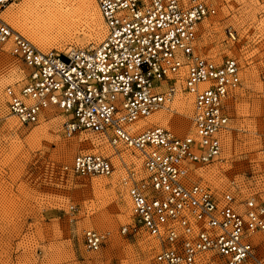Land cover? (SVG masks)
Here are the masks:
<instances>
[{
	"label": "built area",
	"instance_id": "obj_1",
	"mask_svg": "<svg viewBox=\"0 0 264 264\" xmlns=\"http://www.w3.org/2000/svg\"><path fill=\"white\" fill-rule=\"evenodd\" d=\"M95 1L105 33L91 48L43 51L0 21V49L27 69L22 85L4 89L9 110L21 124L32 125L55 109L67 117V138L89 132L111 147L139 151L141 176L122 163L120 183L133 222L120 231L141 229L157 241L152 264H201L207 253L222 264L255 262L252 240L264 234V195L217 194L192 179V165L221 161L227 103L240 83L234 58L215 61L195 48L198 25L215 7L208 0ZM179 87L193 97V135L159 126L130 133L131 123L164 108ZM68 167L85 177L115 171L108 156L92 152L77 153ZM105 240L96 229L83 231L87 251H99Z\"/></svg>",
	"mask_w": 264,
	"mask_h": 264
},
{
	"label": "rangeland",
	"instance_id": "obj_2",
	"mask_svg": "<svg viewBox=\"0 0 264 264\" xmlns=\"http://www.w3.org/2000/svg\"><path fill=\"white\" fill-rule=\"evenodd\" d=\"M44 1H4L0 21L28 39L12 16L20 23L29 21ZM208 2L216 11L199 23L195 48L215 61L234 58L240 83L227 103L230 122L222 136L221 161L192 165V179L217 194L229 190L238 197L264 195V0ZM89 20L75 32H49L53 41L44 39L43 48L37 47L61 53L95 47L105 29L102 25L96 28ZM26 76L24 64L6 48L0 49V264H152L157 241L141 229L136 233L120 231L122 225L133 222L127 191L120 183L122 163L132 164L141 176L137 152L113 148L89 132L65 137L62 124L67 117L54 109L37 124H21L9 112L4 89L22 85ZM177 93L188 99V109L184 114L172 112L171 122L160 126L185 136L193 132V99L181 87ZM80 152L108 156L114 173L85 177L66 170ZM87 228L106 234L99 251L85 249L83 231ZM252 241L256 260L251 264H264V234L256 233ZM201 264L222 263L217 255L207 253Z\"/></svg>",
	"mask_w": 264,
	"mask_h": 264
},
{
	"label": "bare ground",
	"instance_id": "obj_3",
	"mask_svg": "<svg viewBox=\"0 0 264 264\" xmlns=\"http://www.w3.org/2000/svg\"><path fill=\"white\" fill-rule=\"evenodd\" d=\"M43 3H44L43 7H41L40 5L37 6L38 9H36V13H33L34 15L31 14L33 16L31 18V20H29V21H27V19H26L23 23H20L21 21L18 19V17L16 15L12 16L16 20V24L18 26H20L21 29L24 30V34H26L28 36V40L40 48H43V46H44V44H43L45 42L44 39L45 40L49 39L51 41V36H50V38L48 37L49 32H52L55 30H56V32H60V30H64L66 32L71 33L75 29H79L78 28L79 26H84L85 25V19L86 20L90 19L93 26H95L96 28L97 27L100 28V25H102L101 28L103 27V29H104L103 20H102L101 14L99 12V9H98V6H97V3L95 2V0H45ZM12 21H13V19H12ZM29 22H31L30 23L31 25H28ZM27 27H29V28L33 27V28L29 29ZM56 37H54V38H56ZM180 78L181 77H178L176 79H180ZM180 80H182V79H180ZM175 93H177V89H176ZM174 96H173L174 98H172L171 101L168 104H166V106L164 108L153 112L152 114L148 115L147 117L138 118V119H136V121L131 123V125L129 126L130 133L132 135H135L136 133H139L142 130H145V129H148L151 127H155V126L163 127L165 129H168L169 131H171V129L166 128L164 126H160V125H168L169 124L168 121L170 119V114L172 112L173 113L174 112L175 113H183V112H186V110L189 107L188 106V99H186V97H181L179 93L175 94ZM190 96L192 97V95H190ZM192 99H193V97H192ZM172 100H173V102H172ZM190 107H192V113H193V101H192V106H190ZM165 109L168 111H166ZM51 110H53V109H51ZM162 110H165V111H162ZM9 112L13 116V114L11 113L10 110H9ZM169 122H171V121H169ZM182 127L185 128V122L182 123ZM63 133H64V131H63ZM194 133L195 132H194V127H193V132L189 133V134L193 135ZM189 134H187V135H189ZM187 135H185V136H187ZM106 142L108 143V141H106ZM118 147H123L127 150H130L132 153L137 152L138 157L141 159V155H140L139 151H136V150L129 148V147L127 148L125 146H120V145L115 146V148H118ZM92 153H97V152H92ZM98 154H102V153H98ZM123 162H125V161H123ZM66 170H69L68 166H67ZM100 177H102V176H100Z\"/></svg>",
	"mask_w": 264,
	"mask_h": 264
}]
</instances>
